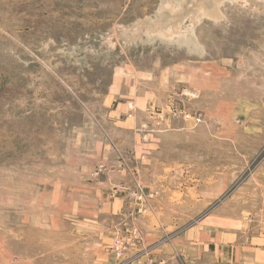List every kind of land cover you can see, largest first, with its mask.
<instances>
[{
    "label": "rangeland",
    "instance_id": "rangeland-1",
    "mask_svg": "<svg viewBox=\"0 0 264 264\" xmlns=\"http://www.w3.org/2000/svg\"><path fill=\"white\" fill-rule=\"evenodd\" d=\"M0 264H264V0H0Z\"/></svg>",
    "mask_w": 264,
    "mask_h": 264
},
{
    "label": "bare ground",
    "instance_id": "bare-ground-1",
    "mask_svg": "<svg viewBox=\"0 0 264 264\" xmlns=\"http://www.w3.org/2000/svg\"><path fill=\"white\" fill-rule=\"evenodd\" d=\"M6 256H8V255H6ZM7 259V258H6ZM9 260V259H8Z\"/></svg>",
    "mask_w": 264,
    "mask_h": 264
}]
</instances>
